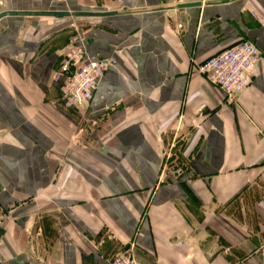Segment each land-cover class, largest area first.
<instances>
[{"label": "crops", "instance_id": "obj_1", "mask_svg": "<svg viewBox=\"0 0 264 264\" xmlns=\"http://www.w3.org/2000/svg\"><path fill=\"white\" fill-rule=\"evenodd\" d=\"M1 1L119 14L0 21V264H112L131 245L139 264H264V0ZM68 19L117 67L79 110L52 81ZM245 40L263 57L229 103L194 64Z\"/></svg>", "mask_w": 264, "mask_h": 264}, {"label": "built area", "instance_id": "obj_2", "mask_svg": "<svg viewBox=\"0 0 264 264\" xmlns=\"http://www.w3.org/2000/svg\"><path fill=\"white\" fill-rule=\"evenodd\" d=\"M84 34L76 29L69 39V52L62 58L52 74L59 83L62 104L69 110H79L90 105L102 76L110 69L116 70L115 61L88 56L83 45ZM263 54L250 41H241L194 64L195 73L221 90L229 103H235L252 85L259 71ZM112 264H139L134 246L123 248Z\"/></svg>", "mask_w": 264, "mask_h": 264}, {"label": "water", "instance_id": "obj_3", "mask_svg": "<svg viewBox=\"0 0 264 264\" xmlns=\"http://www.w3.org/2000/svg\"><path fill=\"white\" fill-rule=\"evenodd\" d=\"M236 0H223L219 3L225 4L230 3ZM201 2H194V3H186V4H180L176 6L178 9H185V8H191V7H197L201 6ZM119 12L113 11V12H91V11H77V12H59V11H42V12H19V11H3L0 12V21L1 19L5 17H20V16H28V17H53V18H64V17H76V18H82V17H89V18H100V17H112L118 15Z\"/></svg>", "mask_w": 264, "mask_h": 264}, {"label": "rangeland", "instance_id": "obj_4", "mask_svg": "<svg viewBox=\"0 0 264 264\" xmlns=\"http://www.w3.org/2000/svg\"><path fill=\"white\" fill-rule=\"evenodd\" d=\"M83 1L84 3H87V0H81ZM95 1L96 3L95 4H98L100 5L101 2H103L102 0H93ZM5 6L2 5V1L0 0V12H3V10L5 11L6 9H4ZM93 12V11H91ZM81 22V23H80ZM65 26H67V28H69L73 33L75 32L76 29L80 30V32H82L83 34H85V23L84 21H78V20H74V19H68L67 21H65L63 23Z\"/></svg>", "mask_w": 264, "mask_h": 264}]
</instances>
